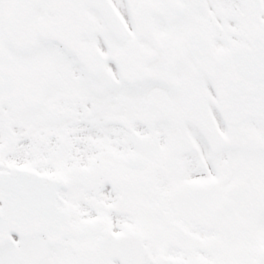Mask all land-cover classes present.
I'll return each mask as SVG.
<instances>
[{"label":"snow or ice","instance_id":"obj_1","mask_svg":"<svg viewBox=\"0 0 264 264\" xmlns=\"http://www.w3.org/2000/svg\"><path fill=\"white\" fill-rule=\"evenodd\" d=\"M0 264H264V0H0Z\"/></svg>","mask_w":264,"mask_h":264}]
</instances>
